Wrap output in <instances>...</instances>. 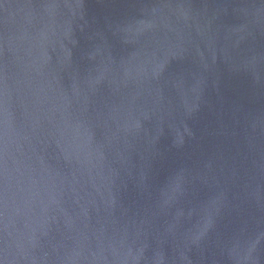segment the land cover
Listing matches in <instances>:
<instances>
[{"label":"water","instance_id":"1","mask_svg":"<svg viewBox=\"0 0 264 264\" xmlns=\"http://www.w3.org/2000/svg\"><path fill=\"white\" fill-rule=\"evenodd\" d=\"M0 264H264V0H0Z\"/></svg>","mask_w":264,"mask_h":264}]
</instances>
